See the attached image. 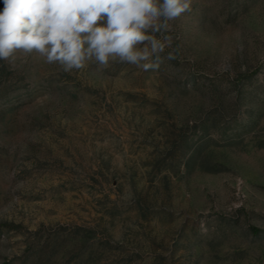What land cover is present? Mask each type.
I'll use <instances>...</instances> for the list:
<instances>
[{
	"label": "rangeland",
	"instance_id": "374dc122",
	"mask_svg": "<svg viewBox=\"0 0 264 264\" xmlns=\"http://www.w3.org/2000/svg\"><path fill=\"white\" fill-rule=\"evenodd\" d=\"M163 35L148 70L0 60V264H264V0Z\"/></svg>",
	"mask_w": 264,
	"mask_h": 264
},
{
	"label": "clouds",
	"instance_id": "9594fccd",
	"mask_svg": "<svg viewBox=\"0 0 264 264\" xmlns=\"http://www.w3.org/2000/svg\"><path fill=\"white\" fill-rule=\"evenodd\" d=\"M0 60L37 53L63 71L95 59L145 70L158 67L170 22L190 11L191 0H3Z\"/></svg>",
	"mask_w": 264,
	"mask_h": 264
},
{
	"label": "trees",
	"instance_id": "16d2710c",
	"mask_svg": "<svg viewBox=\"0 0 264 264\" xmlns=\"http://www.w3.org/2000/svg\"><path fill=\"white\" fill-rule=\"evenodd\" d=\"M0 226H2V225H0ZM4 226H9L8 224H4ZM253 230L254 231H258V229H256V228H253Z\"/></svg>",
	"mask_w": 264,
	"mask_h": 264
}]
</instances>
